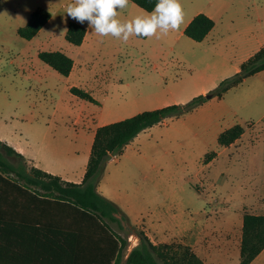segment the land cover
Segmentation results:
<instances>
[{"label":"rangeland","instance_id":"obj_1","mask_svg":"<svg viewBox=\"0 0 264 264\" xmlns=\"http://www.w3.org/2000/svg\"><path fill=\"white\" fill-rule=\"evenodd\" d=\"M72 3L74 0H0V99L16 100L19 90L31 97L40 85L73 96L67 86L74 85L101 102L105 120L115 121L167 103L187 102L216 82L211 90L234 74L233 66L254 54L250 51L254 39L264 40V17L256 22L254 16L258 6L264 13V0H179L184 12L182 25L166 36L158 33L159 38L131 36L125 43L98 36L86 21L95 43L83 57L81 48L65 39L68 23L76 22L66 14ZM37 8L48 10L51 17L36 36L25 40L17 29ZM196 11L213 15L217 24L214 43L194 42L183 34L185 20ZM148 14L130 1L116 18L123 23ZM41 51L63 52L75 62L73 73H83L67 79L38 58ZM214 51L230 55L231 64L214 59ZM222 98L217 111L220 123L207 133L203 119L187 114L167 119L141 136L148 145V166L135 168L127 176L131 185L124 205L137 218L149 212L164 217L176 214L178 232L191 229L186 238L196 243V248L187 245L183 234L172 243L190 247L204 262V237H211L213 246L226 245L227 252V261L217 256L212 261L237 264L240 254L237 261L236 246L241 239L238 214L264 215V71L247 77ZM234 124L244 127L242 137L229 147L218 146L219 131ZM157 142L162 146L159 153L153 148ZM211 151L217 152V157L204 164ZM8 160L18 162L13 157ZM131 164L129 160L128 167ZM241 190L258 193L261 201L253 202L252 193L243 196ZM122 225L124 230L113 225L128 241L121 263L139 243L128 224L123 221ZM208 251L217 254L218 249Z\"/></svg>","mask_w":264,"mask_h":264},{"label":"trees","instance_id":"obj_2","mask_svg":"<svg viewBox=\"0 0 264 264\" xmlns=\"http://www.w3.org/2000/svg\"><path fill=\"white\" fill-rule=\"evenodd\" d=\"M146 12H152L158 0H130ZM51 13L44 8L34 10L26 24L17 29L18 35L31 40L49 21ZM215 22L204 13L196 14L183 29V34L194 42H202L214 28ZM65 39L80 46L86 28L77 22L67 25ZM38 58L68 77L73 60L60 51H41ZM264 71V48L247 58L233 75L222 79L205 94H199L184 103L168 104L152 110L138 112L130 117L102 125L96 129L86 172L81 183L63 181L35 167H28L24 157L12 147L0 141V194L22 193L31 197L43 196L52 199L55 207L53 230L46 242L45 227H36L33 248L16 253L0 250V264H119L127 239L113 228L124 230L128 226L127 215L110 199L97 190L106 162L119 156L137 135L167 119L180 118L212 98H222L230 89L247 77ZM70 93L90 104L99 101L86 89L71 86ZM244 134V127L234 124L216 137L218 146L229 147ZM18 160L15 165L8 160ZM217 157V152H208L204 164ZM120 216V218L117 217ZM139 243L127 255L126 264H205L188 246L182 244H153L142 229L135 225ZM264 249V215L244 213L241 228L239 264H250Z\"/></svg>","mask_w":264,"mask_h":264},{"label":"crops","instance_id":"obj_3","mask_svg":"<svg viewBox=\"0 0 264 264\" xmlns=\"http://www.w3.org/2000/svg\"><path fill=\"white\" fill-rule=\"evenodd\" d=\"M198 13L200 12L196 11L187 17L182 30ZM206 15L213 19L212 14L207 13ZM254 16H256V22L263 20L264 13L261 12L259 6L256 7ZM82 25L87 31L84 41L79 47L83 57H87V53L94 48L95 42L87 22ZM216 26L215 22L214 28L202 42H215ZM263 43L264 40L254 39V47L250 50L252 54L264 48ZM211 55L214 59L219 58L218 61L224 65H227L229 61L230 64L232 62L230 55L225 53L214 51L211 52ZM241 63L242 61L233 66L234 73L239 70ZM74 67L75 62L69 76L66 77L67 79L83 73L74 74ZM215 84L216 82L212 86ZM212 86L204 87L194 95L205 94ZM70 87L71 85L67 86L68 91ZM16 95L19 97L16 100L0 99V141L21 154L28 167H35L50 175L58 176L65 182L77 184L82 182L96 129L102 125L124 119L105 120L100 110L102 107L100 101L99 105L90 104L75 96L56 93L55 88L48 85L38 86L31 97H28L21 90ZM222 99L212 98L188 113L190 116L194 115L205 121L206 133L220 123L221 116L217 111L220 109ZM167 122L168 120H165L160 124ZM155 126L139 133L124 148L121 155L112 157L106 162L97 190L121 208L127 215L130 225L141 226L153 244H170L181 238L182 234L186 238L187 232L190 234L191 231V229H186L178 232V224L176 223L178 216L176 214L164 217L161 213L149 212L137 218L128 210V206L124 205L126 197L129 196L126 192L127 188L131 185L130 183L128 185L127 176L135 168H142L143 170L145 166H148L146 158L148 145L143 142L144 139L140 140V138ZM223 130L225 129L220 130L219 133ZM195 134L198 135V132ZM153 148L159 153L162 146H159L157 142ZM129 160L132 161L131 167H128ZM17 163L13 164L16 165ZM125 184L126 188L124 187ZM240 193L243 196L252 193L253 202L259 203L262 198L258 193L249 192V190H241ZM54 210L52 199L48 197L37 196L35 198L22 193L0 194V250H14L16 253L31 250L36 235V227L39 225L45 227L43 236H46L45 240L48 242L49 231L53 230L54 225ZM117 217L120 218L119 215ZM221 217L224 218V216ZM237 219L242 228L243 214H238ZM184 241L192 249L196 248V243H193L189 237ZM240 241L241 239L238 240L236 246L237 261L240 254ZM213 242L211 237H204V245L201 249L205 264H217L212 261L215 256L223 257V261H227L226 245L213 246ZM217 242V244H226L228 241ZM213 249H218L217 254L208 251ZM126 258L127 255L119 264H126ZM250 264H264V249Z\"/></svg>","mask_w":264,"mask_h":264},{"label":"clouds","instance_id":"obj_4","mask_svg":"<svg viewBox=\"0 0 264 264\" xmlns=\"http://www.w3.org/2000/svg\"><path fill=\"white\" fill-rule=\"evenodd\" d=\"M129 3L130 0H74L67 6L66 14L80 24L87 21L100 37L111 36L125 43L131 36L159 38L158 33L166 36L170 31H178L183 23L179 0H158L152 13L122 23L116 17Z\"/></svg>","mask_w":264,"mask_h":264}]
</instances>
